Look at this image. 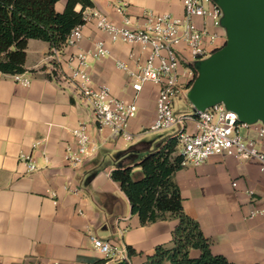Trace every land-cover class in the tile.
Masks as SVG:
<instances>
[{"label": "crops", "instance_id": "1", "mask_svg": "<svg viewBox=\"0 0 264 264\" xmlns=\"http://www.w3.org/2000/svg\"><path fill=\"white\" fill-rule=\"evenodd\" d=\"M89 1L91 6L78 3L75 10L95 8L117 23L125 16L137 21L148 10L175 16L184 11L183 0ZM66 5L67 0H58L57 11ZM218 30L221 47L227 35L225 29ZM98 40L105 42L109 54L89 59L93 82L109 86L118 98L136 100L138 113L129 124L135 136L155 119L158 85L145 83L135 97L127 71L118 66L142 63L148 51L140 44L115 42L89 23L81 40L65 47L57 62L48 41L29 39L24 73L31 83H18L0 72V264H117L120 260L94 247L90 234L116 242L129 264H142L158 244L171 240L176 220L142 225L111 177L116 153L134 141L114 138L108 127L99 130L71 78L77 64L71 57L90 50ZM181 71L186 72V66ZM192 77L186 72L182 79L191 82ZM80 121L89 124L97 150L73 167L66 155L68 147H76L73 129ZM23 156L31 157L38 168L30 171ZM94 170L98 173L90 178ZM176 178L186 212L200 222L214 253L237 264H264V173L256 160L217 154L199 166L184 165ZM109 194L117 198L107 204ZM254 210L263 212L250 216ZM127 245L143 254L129 256Z\"/></svg>", "mask_w": 264, "mask_h": 264}, {"label": "built area", "instance_id": "2", "mask_svg": "<svg viewBox=\"0 0 264 264\" xmlns=\"http://www.w3.org/2000/svg\"><path fill=\"white\" fill-rule=\"evenodd\" d=\"M183 6L181 16L148 10L137 21L125 16L122 23L111 20L98 9H86L83 11L84 22L70 31L62 48H54L51 56L60 62L63 49L77 44L83 37L84 26L89 23L108 33L115 42L140 44L143 50L148 51L142 63L130 68L126 63L118 62V66L128 73L129 83L136 91L135 97L145 83L151 82L159 87L155 119L140 132L170 131L166 138L179 140L184 165L199 166L211 156L221 154L240 161L256 160L264 173V122L241 121L238 114L222 102L190 113L174 109L175 97L187 95L197 76L195 62L220 48L217 40L222 34L218 29H225L221 24L222 8L214 0H183ZM125 8L124 4L118 7L121 12ZM108 54L105 42L98 40L90 50L73 55L71 63L77 61V64L71 78L91 107L97 128L108 127L114 138L134 141L135 133L129 124L138 113L136 100L126 101L114 96L109 86L95 84L87 71L90 58L100 59ZM182 66H186V72L193 76L191 82L182 79L186 75L181 71ZM11 77L24 85L32 81L24 72L11 74ZM241 128L247 130V135L241 134ZM73 134L76 147H68L66 160L71 166L78 167L97 150V146L87 122L80 121ZM23 157L28 158L30 171L38 168L31 157ZM262 212L254 210L250 216ZM90 238L94 247L106 257L126 260L111 240L95 234H90Z\"/></svg>", "mask_w": 264, "mask_h": 264}, {"label": "trees", "instance_id": "3", "mask_svg": "<svg viewBox=\"0 0 264 264\" xmlns=\"http://www.w3.org/2000/svg\"><path fill=\"white\" fill-rule=\"evenodd\" d=\"M58 0H0V72H25L28 41L42 39L54 48H62L70 31L82 24L83 10L89 0H67L63 12L56 9ZM111 177L128 197L132 213L142 225L163 220H176L168 243L158 244L145 255L142 264H237L223 254H216L200 222L184 208V197L177 172L184 167L177 138L163 134L141 140L115 155ZM98 173L94 170L90 178ZM116 196L106 195L107 204ZM129 256L142 255L127 245ZM117 264H129L128 260Z\"/></svg>", "mask_w": 264, "mask_h": 264}, {"label": "water", "instance_id": "4", "mask_svg": "<svg viewBox=\"0 0 264 264\" xmlns=\"http://www.w3.org/2000/svg\"><path fill=\"white\" fill-rule=\"evenodd\" d=\"M214 1L222 8L227 39L195 62L187 97L194 110L222 102L241 121L264 122V0Z\"/></svg>", "mask_w": 264, "mask_h": 264}, {"label": "rangeland", "instance_id": "5", "mask_svg": "<svg viewBox=\"0 0 264 264\" xmlns=\"http://www.w3.org/2000/svg\"><path fill=\"white\" fill-rule=\"evenodd\" d=\"M174 109L176 111H179V112L190 113L192 111V104L186 95H178L174 99ZM240 132L243 135H247V133H248L245 128H241ZM170 133H171L170 131L167 133L153 132V131L140 132V134L135 136L134 142H128L126 145L127 146L132 145V144L138 142L139 140H141L142 138L152 139V138L159 136L161 134H163V136H165L166 134L169 135ZM114 245L116 247L118 246L116 242H114ZM119 249H120V247H119Z\"/></svg>", "mask_w": 264, "mask_h": 264}]
</instances>
